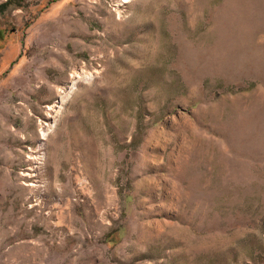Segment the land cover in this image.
Here are the masks:
<instances>
[{"label":"rangeland","instance_id":"rangeland-1","mask_svg":"<svg viewBox=\"0 0 264 264\" xmlns=\"http://www.w3.org/2000/svg\"><path fill=\"white\" fill-rule=\"evenodd\" d=\"M0 264H264V0H0Z\"/></svg>","mask_w":264,"mask_h":264},{"label":"bare ground","instance_id":"bare-ground-1","mask_svg":"<svg viewBox=\"0 0 264 264\" xmlns=\"http://www.w3.org/2000/svg\"><path fill=\"white\" fill-rule=\"evenodd\" d=\"M129 0H124V2H128ZM91 78V77H90ZM76 85V82L73 83L72 88H74Z\"/></svg>","mask_w":264,"mask_h":264}]
</instances>
